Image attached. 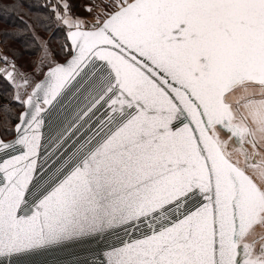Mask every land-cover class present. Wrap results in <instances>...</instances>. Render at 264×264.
Listing matches in <instances>:
<instances>
[{
  "label": "snow or ice",
  "instance_id": "1",
  "mask_svg": "<svg viewBox=\"0 0 264 264\" xmlns=\"http://www.w3.org/2000/svg\"><path fill=\"white\" fill-rule=\"evenodd\" d=\"M0 13V264H264V0Z\"/></svg>",
  "mask_w": 264,
  "mask_h": 264
},
{
  "label": "trees",
  "instance_id": "2",
  "mask_svg": "<svg viewBox=\"0 0 264 264\" xmlns=\"http://www.w3.org/2000/svg\"><path fill=\"white\" fill-rule=\"evenodd\" d=\"M75 2H76V3H80L81 0H80V1H75ZM78 10L82 11V8H80V9H78ZM4 19H5V14H4V13H0V29H2V28L4 27V24H3ZM22 62H23V61H21V63H22Z\"/></svg>",
  "mask_w": 264,
  "mask_h": 264
},
{
  "label": "rangeland",
  "instance_id": "3",
  "mask_svg": "<svg viewBox=\"0 0 264 264\" xmlns=\"http://www.w3.org/2000/svg\"><path fill=\"white\" fill-rule=\"evenodd\" d=\"M75 1H80V0H74V2ZM77 12H78L79 15H82V16L87 14L83 9H82V11L77 9Z\"/></svg>",
  "mask_w": 264,
  "mask_h": 264
}]
</instances>
